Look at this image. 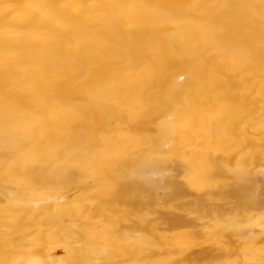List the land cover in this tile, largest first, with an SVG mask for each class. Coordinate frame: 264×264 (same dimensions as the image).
<instances>
[{
	"label": "bare ground",
	"instance_id": "obj_1",
	"mask_svg": "<svg viewBox=\"0 0 264 264\" xmlns=\"http://www.w3.org/2000/svg\"><path fill=\"white\" fill-rule=\"evenodd\" d=\"M0 264H264V0H0Z\"/></svg>",
	"mask_w": 264,
	"mask_h": 264
}]
</instances>
